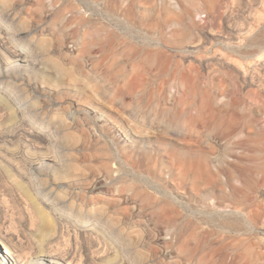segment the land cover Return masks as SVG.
<instances>
[{
	"label": "rangeland",
	"instance_id": "374dc122",
	"mask_svg": "<svg viewBox=\"0 0 264 264\" xmlns=\"http://www.w3.org/2000/svg\"><path fill=\"white\" fill-rule=\"evenodd\" d=\"M228 24L243 44L264 0H0V248L210 264L184 239L215 228L264 252V66L226 79ZM226 87L245 108L229 135Z\"/></svg>",
	"mask_w": 264,
	"mask_h": 264
},
{
	"label": "bare ground",
	"instance_id": "6f19581e",
	"mask_svg": "<svg viewBox=\"0 0 264 264\" xmlns=\"http://www.w3.org/2000/svg\"><path fill=\"white\" fill-rule=\"evenodd\" d=\"M225 28L224 64L226 79L230 81L233 76V71H237L240 87H245L249 83L256 82V78L259 80L261 67L264 66V51L261 53V51L264 49V24L260 25L259 30L255 31L246 39L243 44H239L238 46H236V44L234 45V43L235 38L237 37L236 33L240 30L234 26L232 27L229 24ZM237 35L239 34L237 33ZM18 48H20V46ZM18 48L9 49L10 51L7 49L9 51V59L5 62L6 66H11L12 68L14 67V62L19 60L27 61L26 57L29 55H27V51H25V49L21 50ZM256 56H258L259 59H256L253 62L249 61L247 64H245V59H252ZM229 88H225L227 97L224 102L225 107L223 114L226 124V135H229L231 132L236 130L238 126L237 124L240 122L238 119H241L243 109H245L241 106V101L244 99V93L239 91L237 92L231 87ZM258 93L259 90L254 91V95L256 97H258ZM181 112L186 115L188 114L185 107L181 109ZM187 119L188 121L191 119L193 120L194 117L188 114ZM241 121L243 120L241 119ZM183 123H185V120ZM243 141L238 139L234 144H240V142L243 143ZM237 230L238 228L235 226L229 227V231ZM222 232L223 231L221 229L211 228L204 230L200 233V235L188 236L184 240L190 243L189 253L194 256L201 255L202 257L206 258L210 264H260V262H262L264 259V252H260L259 254L255 252L257 254L255 256L258 257L254 258L252 255L253 249L251 247L244 249L241 242H232V240H229L227 235L215 239L209 237V235L213 233L222 234ZM2 237L5 238L4 235H2ZM27 251L17 248L16 245L11 247L8 244H2L0 248V253L2 254V257L0 256V264H9V258L13 261V264H29L32 260V257L36 264H61L59 262H62V264H70V262L59 258L45 248H41L34 255Z\"/></svg>",
	"mask_w": 264,
	"mask_h": 264
}]
</instances>
